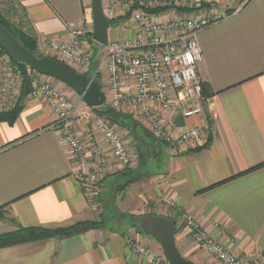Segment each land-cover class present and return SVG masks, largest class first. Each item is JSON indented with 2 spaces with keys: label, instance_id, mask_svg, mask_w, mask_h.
<instances>
[{
  "label": "crops",
  "instance_id": "1",
  "mask_svg": "<svg viewBox=\"0 0 264 264\" xmlns=\"http://www.w3.org/2000/svg\"><path fill=\"white\" fill-rule=\"evenodd\" d=\"M14 1L40 52L46 50V40L66 37V26L79 19L92 27L91 0ZM191 1L224 15L197 34L202 54L197 74L209 96L203 113L185 121L190 127L207 128L208 136L173 155L163 145L164 153L147 145L148 154L162 160L161 171L136 172L140 179L113 188L112 196L119 195L126 214L173 221L177 251L189 262L218 264L187 238L184 214L226 251L248 264H264L260 261L264 255V0ZM131 35L121 28L120 37ZM56 85L68 95L72 92L57 80ZM28 95L20 94L11 108L0 112L20 109L11 123L0 120V226L11 232L18 227L62 229L98 221L97 200L108 192L106 184L121 182L120 177L132 180L139 160L136 157L130 167L118 171L109 157L101 188L84 187L76 175L89 168V153L81 162L73 160L58 131L48 129L55 120L51 110ZM77 130L81 141H101L89 125ZM208 137L209 144L200 148ZM161 175L165 182L158 184ZM143 235L133 227L120 231L104 226L62 240L1 248L0 264H144L127 240L162 250Z\"/></svg>",
  "mask_w": 264,
  "mask_h": 264
},
{
  "label": "built area",
  "instance_id": "2",
  "mask_svg": "<svg viewBox=\"0 0 264 264\" xmlns=\"http://www.w3.org/2000/svg\"><path fill=\"white\" fill-rule=\"evenodd\" d=\"M101 2L108 22L120 23L125 32L130 30V37L108 41L105 47H101L92 38L93 27L82 18L66 26V37L46 40V55L80 71L72 69L79 75H85L90 82L96 81L100 90L102 85L106 92L102 91L105 96L103 106L112 110L129 108L150 136L171 155L181 152L187 145L206 139L207 128L185 124L187 119L203 113L204 99L197 74L202 54L197 34L218 23L224 15L213 13L216 10L212 8L205 7L203 10L191 0ZM142 4H167L181 9L194 7L198 11L190 15H179L169 10L152 13ZM118 17L122 19L117 21ZM94 45L101 47L97 49V56L92 53ZM95 58L96 67L89 78L86 74L88 69L95 66ZM26 72L31 79L28 98L42 102L55 118L48 129L58 131L68 154L76 162L83 161L84 155L89 153V168L79 170L77 181L84 187L101 181V176L108 170L109 157L120 168L130 167L136 155L133 157L129 153L122 134L114 124L94 113V109L88 108L74 92L75 99L68 98L62 89L55 86L56 80L35 71L33 73L30 68ZM21 85V69L6 53L0 52V112L16 103ZM83 124L91 126L101 141H81L77 128ZM157 182L164 183L165 177L158 176ZM183 222L189 231L187 238L218 264H248L226 251L189 214L183 215ZM127 242L130 250L141 257L144 264H168L162 252L138 245L132 240ZM260 261L264 262V255L260 256Z\"/></svg>",
  "mask_w": 264,
  "mask_h": 264
},
{
  "label": "water",
  "instance_id": "3",
  "mask_svg": "<svg viewBox=\"0 0 264 264\" xmlns=\"http://www.w3.org/2000/svg\"><path fill=\"white\" fill-rule=\"evenodd\" d=\"M92 13V38L101 47L108 44L109 22L102 12L101 0H91ZM0 48L6 52L11 60L22 63L27 68L40 75H45L53 80H57L77 96L90 109L101 107L105 104L104 93L100 90L96 81L90 82L82 74H77L69 66H65L57 60L43 56L38 58L27 52L11 33L0 25ZM138 228L148 237L154 238L160 244L168 264H196L185 260L176 248L174 240L175 227L171 220L163 217L143 215L138 224Z\"/></svg>",
  "mask_w": 264,
  "mask_h": 264
},
{
  "label": "rangeland",
  "instance_id": "4",
  "mask_svg": "<svg viewBox=\"0 0 264 264\" xmlns=\"http://www.w3.org/2000/svg\"><path fill=\"white\" fill-rule=\"evenodd\" d=\"M135 5H137V4H135ZM142 5H143L144 8L148 9L152 13H154V12L155 13H162V12H167V10H169V11H174V12L178 13L179 15H184V14L185 15H190L193 12L198 11L194 7H192L191 9H188V8H182L181 9V7L174 8V7H171L170 5H167V4L166 5L164 4V6H160V5L150 6V4H148V5L142 4ZM150 7H153V8H150ZM184 9H187V10H184ZM202 9L205 10L204 8H202ZM213 13H217V14L222 15L219 11H215ZM0 18H4L14 28L19 29V30H22V32L28 33L27 30L24 29V23H23L24 18L22 17V10L20 8V5H18V3L16 1H14V0H0ZM119 19H122V17H118V19H116V20L119 21ZM110 27L112 28V30L110 31V34H109L110 41H116L118 38L120 39L121 38L120 37L121 26H119V25L116 26V25H113L112 24ZM93 47H94V49H93L92 53H94V56H97L98 55V53H97L98 50L97 49H100V47L97 46V45H94ZM37 51H38V55H40V56H48V55H46L47 53H45L44 51L43 52H40V50L38 49V47H37ZM48 57L52 58L51 56H48ZM96 61L97 60L95 58V60H93V64L95 63V66L92 64L93 66L90 69H88V72H87L86 75L89 78L92 76L93 69H95V67H96V63H97ZM72 69H74V68H72ZM76 72H79L80 73V71H78V70ZM28 77H30V76H28ZM60 84H62V83H60ZM65 88L67 89V87H65ZM66 89H65V91H67ZM101 91H103L104 93H106L105 90L103 89V86L102 85H101ZM67 96H68V98H71L72 100L75 99V95H73L72 92H69V95L67 94ZM102 107L103 108H100L101 110H104L105 109V110H109V111H111L112 113H115V114L128 115L132 119H134L136 122H138L135 119V116L132 115L131 110L129 108H127V107H120V109H118V110H114V109L112 110V109H110L108 107L106 108L104 106H102ZM108 121L110 123H112L110 120H108ZM112 124H114L116 126V128L119 129L120 133L122 134L123 140L126 143V146H127L128 150H129V153H131V155L133 157H134V155H136L137 161L139 160V164H138L139 167L134 172V174H131L133 176L132 180L129 179V178H124V177L122 178V177H120V179L122 181L121 182H118L117 181L118 184H116L117 182H115V184L114 183H110V182H108L106 184L105 190H107L108 192L105 191L106 192L105 195L102 196V198H100V200H97V203L100 206L97 207V213H96L97 216L96 217L99 218V220L98 221H94V222L102 221V223H100V225H101L100 228H102L104 226H107L108 228H112L113 227V228H115L117 230L125 231L129 227L131 228L132 227V224H136L137 222L132 220L131 216H129L130 214H126L128 212L127 209H126V205L119 204L120 203V201H119L120 200L119 199V195H117V193H116L115 196H112L115 193V191H114L113 188H123V187H125L128 184L136 183V181H138V179H140L139 177L138 178L136 177L137 176L136 172H138V173H144V172L148 173L149 172L151 174L152 173L153 174L154 173H158L163 168V164H162V160L161 159L156 160L152 155L148 154V152H147V155L146 154L143 155V153H144L143 150L145 148L143 146V143L141 145H140V142L138 143V140H137L138 138L135 139L138 134L140 135V133H138L139 131L137 130V127H134V125H135L134 122L131 125V127L133 128L132 129L133 131H131V133L129 132V130H127V128H125L123 126L120 127V126L116 125V123H112ZM141 136H142V134H141ZM143 138L145 140L146 145H150L151 147H156L155 142L153 141V139H150L149 137H143ZM156 148L158 150H161L163 153L165 152L164 149L161 146H158ZM138 150L141 153H139ZM162 156L164 157V154H162ZM155 157H157V156H155ZM123 169H126V168H124V167L123 168H119L118 171L119 170L122 171ZM102 177L103 176H101V181H99L98 183H95L94 184V188L96 190L98 188H101L100 183L103 180ZM109 187H110V189H108ZM96 198L97 197H95L94 200H96ZM0 211H1V209H0ZM121 219L124 221L122 225H114V224L111 225V222L112 221L116 224ZM126 227H128V228H126ZM6 231H7V229H4V228H2L0 226V235L6 234V233H11L14 230L11 231V232L10 231L9 232H6ZM143 236H145L148 241H156V240H154V238H152V237L150 238V237L146 236L145 234ZM156 242H158V241H156ZM159 248H160V245H159ZM152 250L159 251V250H155L153 248H152ZM203 253H205L208 257H210L206 252H203Z\"/></svg>",
  "mask_w": 264,
  "mask_h": 264
},
{
  "label": "trees",
  "instance_id": "5",
  "mask_svg": "<svg viewBox=\"0 0 264 264\" xmlns=\"http://www.w3.org/2000/svg\"><path fill=\"white\" fill-rule=\"evenodd\" d=\"M199 7L200 8L206 7L207 8L208 5L200 4ZM109 24H114V22H109ZM0 25L3 26L7 31H9L11 33V35L13 36V38L16 39L17 42L20 43L21 46L27 52H30L31 54L35 55L38 58L43 57V56L38 55L37 42H36L34 36L31 35L29 32L28 33L22 32V30L14 28L4 18H0ZM0 52L6 53L1 48H0ZM14 65L18 66L19 69H21V71H22V85H21V89H20V94L22 97H25L28 95V93L31 90V79H30V77H28L29 75H27V72H26L27 67H26V65H24L22 63H18V62L14 63ZM31 71L33 73H35L33 70H31ZM200 86H201L202 98L206 99L207 96H209L208 88L206 86H204L203 84H201ZM100 108H103V107H100ZM100 108H95L93 110L94 113H96L98 116L104 117L107 121L110 120L112 123H116V125H118L120 127L123 126V127L127 128V130H129L130 133H131V131H133L132 130L133 128L131 127V125L134 122L135 123L134 127H137V130L139 131L138 133H140V135L138 134L139 136L137 135V137L136 138L134 137V138L135 139L138 138L139 140H142L143 146L145 148L143 150L144 153L143 152L142 153H143V155H145V154L147 155V150H146L147 145H146L143 137H149L150 139H153L150 136V134L148 133V131L144 127H142V125L140 123L136 122L134 119H132L128 115H123V114L119 115V114L112 113L109 110H105V109L101 110ZM19 110H20L19 108L18 109L16 108L12 112H8L6 114H1L0 120H2V121L8 120L11 123L16 118V116L18 115ZM141 134H142V136H141ZM153 141L157 145L156 147L161 146V144L158 143L155 139H153ZM209 141L210 140L208 137L207 142L204 145H202L200 148L206 147L209 144ZM139 153H141V152L139 151ZM129 216H131L133 221L137 222L136 224H132V227L134 229H136L137 232L142 233V231L138 228V224H139V222L143 216L142 215H137V217L132 216V215H129ZM100 223H102V221H99V222L87 221V222H81V223L75 224L73 227L62 228V229H46V228L37 227V226L36 227H23V228L18 227V229L16 231L0 235V249L12 247V245H19V244H24V243H28V242H37L38 240H46L49 238H57L59 240H62V238H68V237L75 236L77 234L85 233V232H87V230H97L101 226ZM172 223L175 227V224L173 221H172ZM175 230H176V227H175Z\"/></svg>",
  "mask_w": 264,
  "mask_h": 264
}]
</instances>
